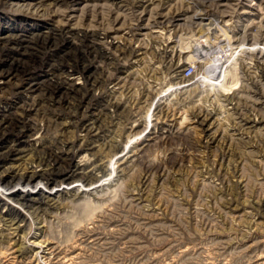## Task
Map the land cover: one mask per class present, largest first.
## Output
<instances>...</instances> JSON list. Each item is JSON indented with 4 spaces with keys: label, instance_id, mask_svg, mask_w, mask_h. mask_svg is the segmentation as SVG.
<instances>
[{
    "label": "rangeland",
    "instance_id": "374dc122",
    "mask_svg": "<svg viewBox=\"0 0 264 264\" xmlns=\"http://www.w3.org/2000/svg\"><path fill=\"white\" fill-rule=\"evenodd\" d=\"M0 123V264H264V0H0Z\"/></svg>",
    "mask_w": 264,
    "mask_h": 264
},
{
    "label": "bare ground",
    "instance_id": "6f19581e",
    "mask_svg": "<svg viewBox=\"0 0 264 264\" xmlns=\"http://www.w3.org/2000/svg\"><path fill=\"white\" fill-rule=\"evenodd\" d=\"M24 7V6H23ZM27 7V6H26ZM31 7V6H30ZM39 8V7H38ZM34 11V9H33ZM53 28V27H51ZM51 30V29H50ZM52 32V31H51ZM82 32V31H81ZM46 34V33H45ZM49 34V33H48ZM52 34V33H51ZM78 36V35H77ZM81 36V35H80ZM48 37V36H47ZM32 38H33V35H32ZM56 38H58L56 36ZM83 38V37H82ZM21 39V38H20ZM27 39V37H26ZM29 39V38H28ZM23 40V39H22ZM31 40V39H29ZM33 40V39H32ZM80 40V39H79ZM34 41V40H33ZM47 42V41H46ZM30 44V43H29ZM32 44V43H31ZM30 44V45H31ZM27 45V44H26ZM200 46V45H199ZM33 47V46H32ZM198 47V46H197ZM202 47H204L202 45ZM219 48V47H218ZM224 48V47H223ZM244 47H231L230 50H228L229 52H226L222 55H219V56H212L211 59L207 60L209 61L210 63V66H211V73L204 78V83L207 84V83H211L214 85V88L218 87V86H222L224 87L223 89H226L228 91H231L229 89H233V88H236V86L239 84L240 82V79H239V69H240V63L238 61V58H237V53H238V50H242ZM26 49V48H25ZM201 49V47L199 48ZM222 49V48H221ZM254 49V48H253ZM251 49V50H253ZM27 50L29 51V49L27 48L26 49V52ZM198 50V49H196ZM203 50H206V49H203ZM199 53H200V50H198ZM224 52V51H223ZM30 53V52H29ZM198 53V52H197ZM210 53V52H209ZM26 54V53H24ZM211 54V53H210ZM213 54V53H212ZM211 54V55H212ZM217 54V53H216ZM215 54V55H216ZM204 56V55H203ZM209 56V55H208ZM200 58V57H199ZM196 60L190 58L188 60V62L190 63H194ZM8 66V65H7ZM13 67H10V69H7V73L8 75H12L13 73ZM3 73V72H2ZM202 82V81H201ZM40 85H41V82H39ZM39 83H34V85H30L29 86V89H35V87L39 86ZM54 88V89H51V87ZM44 87V86H43ZM59 88V83L58 82H52L50 83L49 86H45L44 88V92H47L51 95H53V93ZM213 89V88H212ZM41 90V88H40ZM215 90V89H214ZM32 91V90H31ZM36 91V90H35ZM7 113V112H6ZM11 113V112H10ZM9 113V114H10ZM22 116V115H21ZM2 123H4V125H6V127H20V124L22 123L21 121V117L20 118H15V117H11L8 116V115H4L3 119H2ZM20 123V124H19ZM1 124V123H0ZM28 126V125H27ZM23 127V126H22ZM30 127V126H29ZM30 130V129H29ZM27 133V132H26ZM44 154L47 155L45 157H43L41 160L44 161V162H48L49 164H47L48 166L50 165L52 170H59V168H62L64 166H60L61 164H68L69 161H70V157L69 155H67L68 153L66 152H61L59 154H56V153H53L51 152L50 150L46 149L44 151ZM64 154H66L67 156H64ZM8 156V155H6ZM46 159V161H45ZM51 171V170H50ZM53 172V171H52ZM45 174H34L30 177H21L19 178V183H24L25 181L30 184L34 178H40L42 176H44ZM43 178V177H42ZM2 179V178H1ZM17 180V179H16ZM12 181V180H11ZM8 184H11V183H8ZM0 187H1V180H0ZM4 188V187H3ZM8 189H11V187L7 188ZM5 193V192H3ZM1 199H0V203H1Z\"/></svg>",
    "mask_w": 264,
    "mask_h": 264
},
{
    "label": "built area",
    "instance_id": "2783aa9c",
    "mask_svg": "<svg viewBox=\"0 0 264 264\" xmlns=\"http://www.w3.org/2000/svg\"><path fill=\"white\" fill-rule=\"evenodd\" d=\"M195 73H196V68L194 66H189L184 71L183 77L185 79H190L195 75Z\"/></svg>",
    "mask_w": 264,
    "mask_h": 264
}]
</instances>
